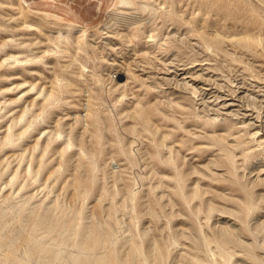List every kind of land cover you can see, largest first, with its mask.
I'll use <instances>...</instances> for the list:
<instances>
[{
  "label": "rangeland",
  "instance_id": "rangeland-1",
  "mask_svg": "<svg viewBox=\"0 0 264 264\" xmlns=\"http://www.w3.org/2000/svg\"><path fill=\"white\" fill-rule=\"evenodd\" d=\"M128 1L0 0V264H264V0Z\"/></svg>",
  "mask_w": 264,
  "mask_h": 264
},
{
  "label": "bare ground",
  "instance_id": "bare-ground-1",
  "mask_svg": "<svg viewBox=\"0 0 264 264\" xmlns=\"http://www.w3.org/2000/svg\"><path fill=\"white\" fill-rule=\"evenodd\" d=\"M123 2L122 3H124V2H126V3H129L130 1H128V0H122ZM124 5V4H123ZM145 6V5H144ZM228 106V104H226V103H224L223 104V107L224 108H226ZM23 132V131H22ZM51 134V133H50ZM46 135V134H45ZM69 141H70V139H68ZM68 144V143H67ZM63 152V151H62ZM21 153V152H20ZM33 210V209H32ZM32 215V214H31ZM43 220V219H42ZM43 222H45V221H43ZM40 223H42V222H40ZM45 224V223H44ZM90 225V224H89ZM263 229H264V225H263ZM46 230H47V228H46ZM89 236H90V233H88V234H86L80 241H78L77 243L79 244V247H80V253H79V255L75 258L76 259V261L77 262H82L83 261V258H86L85 257V254L89 251V247L87 246V239L89 238ZM229 237V236H228ZM155 241V240H154ZM37 243H39V244H43L44 243V241H43V239H40V240H38L37 241ZM48 253H50V254H52V255H56V257H59V251H58V249H50L49 250V252ZM91 264H107V261H106V259L105 258H102V257H100V258H97V257H95V258H93L92 259V261H91Z\"/></svg>",
  "mask_w": 264,
  "mask_h": 264
}]
</instances>
